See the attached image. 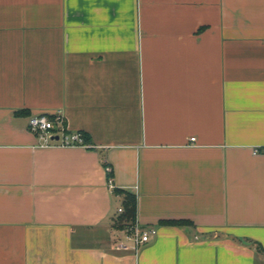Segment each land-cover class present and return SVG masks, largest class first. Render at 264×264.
<instances>
[{
    "label": "crops",
    "instance_id": "1",
    "mask_svg": "<svg viewBox=\"0 0 264 264\" xmlns=\"http://www.w3.org/2000/svg\"><path fill=\"white\" fill-rule=\"evenodd\" d=\"M0 264H264V0H0Z\"/></svg>",
    "mask_w": 264,
    "mask_h": 264
},
{
    "label": "built area",
    "instance_id": "2",
    "mask_svg": "<svg viewBox=\"0 0 264 264\" xmlns=\"http://www.w3.org/2000/svg\"><path fill=\"white\" fill-rule=\"evenodd\" d=\"M28 128L42 140L41 146L91 147L89 143L83 141L81 132H69L67 130L65 117L61 110L30 116L28 118ZM190 140L194 141L195 138H190ZM257 151L255 149V152ZM109 186L111 189L113 188L111 180L109 181ZM119 212H122V208H119ZM156 233L155 228H142L135 221L129 226L128 237L132 241L134 248L137 249L140 245L149 241V238Z\"/></svg>",
    "mask_w": 264,
    "mask_h": 264
},
{
    "label": "trees",
    "instance_id": "3",
    "mask_svg": "<svg viewBox=\"0 0 264 264\" xmlns=\"http://www.w3.org/2000/svg\"><path fill=\"white\" fill-rule=\"evenodd\" d=\"M83 141L88 143V137L82 134ZM106 165V164H105ZM110 177V173L108 174ZM113 191L117 194H123L122 212L116 217L114 227L116 229H127L132 223L136 221V196L134 193L126 191L124 189L113 188ZM168 223L176 225L190 224L187 220H169Z\"/></svg>",
    "mask_w": 264,
    "mask_h": 264
},
{
    "label": "rangeland",
    "instance_id": "4",
    "mask_svg": "<svg viewBox=\"0 0 264 264\" xmlns=\"http://www.w3.org/2000/svg\"><path fill=\"white\" fill-rule=\"evenodd\" d=\"M119 231H122V230H119ZM123 231H124V232H122V233H124V234L126 233V236L128 237V236H129V227H128L127 229H126V228L123 229ZM124 237H125V236H124Z\"/></svg>",
    "mask_w": 264,
    "mask_h": 264
}]
</instances>
